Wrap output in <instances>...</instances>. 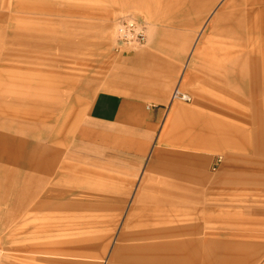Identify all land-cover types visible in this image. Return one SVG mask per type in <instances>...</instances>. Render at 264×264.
Masks as SVG:
<instances>
[{"label": "rangeland", "instance_id": "obj_1", "mask_svg": "<svg viewBox=\"0 0 264 264\" xmlns=\"http://www.w3.org/2000/svg\"><path fill=\"white\" fill-rule=\"evenodd\" d=\"M191 1L0 0V134L49 168L1 142L0 264H264V0ZM124 15L148 23L132 52ZM135 69L162 121L94 132L93 97ZM157 228L182 234L134 235Z\"/></svg>", "mask_w": 264, "mask_h": 264}, {"label": "crops", "instance_id": "obj_2", "mask_svg": "<svg viewBox=\"0 0 264 264\" xmlns=\"http://www.w3.org/2000/svg\"><path fill=\"white\" fill-rule=\"evenodd\" d=\"M192 1L191 3L193 4V10L196 14L199 11L202 12L206 10L207 7H210L212 2H214L215 0H203L206 3L204 9H198L197 7V1L202 0H194L193 2ZM221 16L222 12L218 13L214 21H212V25L213 23H216ZM206 24L207 22L204 24V27H206ZM143 61L147 63H143ZM176 62L177 60L174 59H139L137 64L139 66H165L170 64L175 65ZM150 70L157 71L158 69ZM141 76V69H135V84H129L128 80L121 79L120 77H118L116 89L110 91H100L93 97V100L89 107V123L93 125L92 130H94V132H99L100 126H109V136L116 137L120 135L122 131L129 132L131 130H138L141 128L155 129L156 125L162 121L166 113L164 108L150 109L148 108L149 106H147L148 111H144V105L146 104V102L142 99L145 96L144 91L151 88L153 84L143 80ZM113 129L115 131V134L112 133ZM1 142L9 147L7 149V155L11 159L12 163L18 164L19 162L22 167H28L37 171L49 170V168L47 167L43 169L42 164L39 163L40 160H37L35 158L36 149L31 150L30 153H27L26 149L22 151L21 148H16L14 138L6 134H0V154L2 153V150H4V147H2ZM23 145L26 146L27 143L24 142ZM183 231V234H196L198 229L196 227H192L190 228V231L189 229H183ZM181 234V229L178 228H157L152 230L141 231L139 233H134L136 239L137 236H139V239L147 240H165L169 237H174L176 235ZM173 241L181 242L177 240ZM183 243H189L191 245L192 241L188 240L187 242L184 241ZM179 247H181V244H179Z\"/></svg>", "mask_w": 264, "mask_h": 264}, {"label": "built area", "instance_id": "obj_3", "mask_svg": "<svg viewBox=\"0 0 264 264\" xmlns=\"http://www.w3.org/2000/svg\"><path fill=\"white\" fill-rule=\"evenodd\" d=\"M148 42V23L133 15H124L116 19L115 22V47L116 51H132L137 47L146 45ZM182 99L189 101L190 97L176 88L172 95V100ZM222 161L218 157L216 162Z\"/></svg>", "mask_w": 264, "mask_h": 264}, {"label": "bare ground", "instance_id": "obj_4", "mask_svg": "<svg viewBox=\"0 0 264 264\" xmlns=\"http://www.w3.org/2000/svg\"><path fill=\"white\" fill-rule=\"evenodd\" d=\"M149 32H150V30H149Z\"/></svg>", "mask_w": 264, "mask_h": 264}]
</instances>
